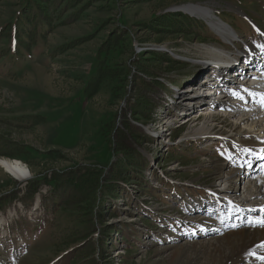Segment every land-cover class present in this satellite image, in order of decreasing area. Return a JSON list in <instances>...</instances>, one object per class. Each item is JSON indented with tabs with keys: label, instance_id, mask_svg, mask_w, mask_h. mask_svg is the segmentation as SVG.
Returning a JSON list of instances; mask_svg holds the SVG:
<instances>
[{
	"label": "rangeland",
	"instance_id": "374dc122",
	"mask_svg": "<svg viewBox=\"0 0 264 264\" xmlns=\"http://www.w3.org/2000/svg\"><path fill=\"white\" fill-rule=\"evenodd\" d=\"M27 1L0 0V152L19 147L22 154L0 158L20 161L30 172L18 180L0 167V264H211L192 244L222 236L205 205L222 195L219 166L231 167L238 157L220 138L230 127L222 117L215 143L190 136L195 123L188 115L224 110L208 108L207 101L190 109L178 99L204 74L225 72L229 84L235 65L258 64L264 0H36L41 12L33 21ZM183 5L209 8L211 21L236 36L227 43L207 19L187 14L194 19L188 22L178 10ZM105 44L111 48L99 54ZM219 47L237 59L214 72L204 61ZM100 62L126 66L128 74L86 94ZM123 151L138 153H128L132 162L140 156L137 163H149L140 177L106 176ZM86 167L101 172L103 185L120 181L118 195L105 189L95 207L53 212L63 189L49 181L32 197L24 191L44 173ZM231 182L238 185L236 176ZM83 242L89 247L79 252Z\"/></svg>",
	"mask_w": 264,
	"mask_h": 264
},
{
	"label": "bare ground",
	"instance_id": "6f19581e",
	"mask_svg": "<svg viewBox=\"0 0 264 264\" xmlns=\"http://www.w3.org/2000/svg\"><path fill=\"white\" fill-rule=\"evenodd\" d=\"M182 8L190 14L207 19L224 42H231L236 36L229 26L211 21L209 8L199 5H183ZM213 49L208 51L213 57L209 64H217V69H226L236 62L237 57L223 52L222 48ZM249 55L245 57L248 58ZM234 68L237 71L232 77L233 80L231 79L227 87L221 88L218 102H214L211 107L207 106L212 110H224V114L207 112L202 117L187 116V121L195 123L190 136L209 137L211 143H215L214 137L222 133V126L215 123L218 118L222 117V120L229 122V132H223L225 137L220 138L225 140L233 155L238 157L237 162L229 164L231 167L228 163L219 166L217 179L225 184L224 188L217 192L222 195L217 196L216 203L205 205V212L212 213L214 222L222 227V236L212 243H194L192 249L194 253H208L211 264H215V257L220 259L219 263L223 258L225 264H264V59L259 71L258 64L254 65L252 70L246 69L244 63L235 65ZM219 76L222 80L225 77L222 73ZM188 87H185L186 90L181 89L183 93L180 99H186L187 92L192 91L193 86ZM205 88L202 87L201 91ZM190 93L189 95H192ZM186 101L190 105L193 100ZM0 167L18 180L24 179L30 173L22 162L14 159L0 158ZM241 168H244L245 172L239 173ZM234 175L238 185L236 182L231 185ZM238 186L243 188L244 198H240ZM223 261L221 264H224Z\"/></svg>",
	"mask_w": 264,
	"mask_h": 264
},
{
	"label": "trees",
	"instance_id": "16d2710c",
	"mask_svg": "<svg viewBox=\"0 0 264 264\" xmlns=\"http://www.w3.org/2000/svg\"><path fill=\"white\" fill-rule=\"evenodd\" d=\"M31 1V2H28ZM27 3L28 4H32L33 7L32 9H34V13L31 16V21L36 20V15H39L41 12V8H40V3L37 2L36 0H28ZM35 1V2H34ZM43 1V0H40ZM50 2V0L48 1V3ZM45 3H47V1H45ZM182 14V16L185 18V20H188V22H192V20L194 21V19L190 16H188L187 14H184L182 12H180ZM21 11L18 15V17L21 15ZM180 15V14H178ZM24 16V15H23ZM22 16V17H23ZM173 16V15H169L168 17ZM48 18V17H46ZM178 19H175V23H177ZM40 22H44L39 20ZM17 27V25L15 26ZM200 29V28H197ZM113 41H111V47L113 46ZM105 47H102L99 51V54L106 53L108 47L106 46V44L104 45ZM111 50V49H109ZM128 72H127V67L126 66H120V68L118 69H114L111 68L108 65H105L104 62H100L99 64H97L96 69L94 71V74H92L93 76L89 79L88 84L85 86V92L86 94H91V93H95L99 90V87L101 86V84H103L106 81L109 80H113L116 78H120V81H124L125 80V76H127ZM156 111V109H153V111H149L148 115H145V120H149L150 116L149 113L154 114V112ZM141 116L142 113L141 111H138ZM144 114V113H143ZM146 120V121H147ZM9 144V141L6 140ZM6 144V143H5ZM11 148V147H10ZM7 149V148H6ZM15 151H1L0 154L10 157V158H21L22 154L20 153V149L19 147H15V148H11ZM123 149V148H122ZM124 150V149H123ZM128 153H134V154H138L137 152L133 151V152H127V151H123V153H121L123 156L120 158V160L117 159V162L120 164H113L110 167L109 172L106 174V176H108V174H113L114 176H117L119 178H122L123 180L126 179L129 176H136V177H140L141 175H139L140 172H142L143 168L145 167L146 163L149 165V163L147 161L145 162H139L137 163V160L140 159V156H137V158L132 162V159L130 158V156H132V154L128 155ZM127 157V158H126ZM136 166L133 167V166ZM138 167V168H137ZM100 175L101 172L96 169V168H72V169H68L64 172L62 171H52L49 174V178L46 176V173H44L43 175H41V179H36L33 180V185L30 187V185H28L27 187H25L26 192L29 193V195L32 197L35 192L39 191V188L41 186L40 182H50V184L52 185V188L55 189L57 192L60 191L61 189H63V194L60 195L58 197V199H54L53 202H55V200H58L56 204H53L51 208V211L55 212L60 208H67L69 206H81V205H85V206H89V208L95 207L98 204V200L100 198L104 197L103 191L106 189L107 191H109V193L107 192L106 195L110 196V193L113 195V197H116L118 195L119 192H117V190L114 189V187L116 186V182L119 183L120 181H112L114 182L111 185H103L101 183L100 180ZM110 188V189H109ZM117 188V187H116ZM112 189V190H111ZM60 193V192H59ZM61 194V193H60ZM97 203V204H96ZM106 213H110V210L107 208L106 211H104ZM113 216V215H112ZM115 233H117L118 235H121V238L124 239V236L122 234V230L121 228H115ZM104 242L108 239V237H103L102 239ZM88 242V241H87ZM87 242H83L81 244H79L78 246H76L75 248L80 249V251H85L86 249H88V245ZM108 244V243H107ZM112 244V243H111ZM92 250H90L89 252H86L85 257H88L90 254H92L91 252ZM78 252V250H77ZM72 260H75L72 259Z\"/></svg>",
	"mask_w": 264,
	"mask_h": 264
},
{
	"label": "water",
	"instance_id": "95a60500",
	"mask_svg": "<svg viewBox=\"0 0 264 264\" xmlns=\"http://www.w3.org/2000/svg\"><path fill=\"white\" fill-rule=\"evenodd\" d=\"M178 10H180V11H182V12H184V13H187V14L193 16V14H190V13H188L187 11L181 10V9H179V8H178Z\"/></svg>",
	"mask_w": 264,
	"mask_h": 264
}]
</instances>
